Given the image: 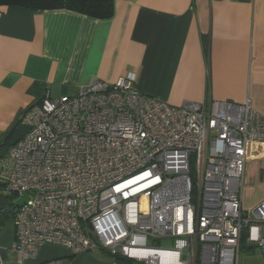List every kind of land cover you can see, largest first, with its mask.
Segmentation results:
<instances>
[{"label":"built area","instance_id":"1","mask_svg":"<svg viewBox=\"0 0 264 264\" xmlns=\"http://www.w3.org/2000/svg\"><path fill=\"white\" fill-rule=\"evenodd\" d=\"M135 81L96 80L24 112L28 131L0 158V197L28 196L14 218L13 264L47 245L137 264H239L245 232L264 254V201L248 212L242 202L264 116L250 99L175 106Z\"/></svg>","mask_w":264,"mask_h":264},{"label":"crops","instance_id":"2","mask_svg":"<svg viewBox=\"0 0 264 264\" xmlns=\"http://www.w3.org/2000/svg\"><path fill=\"white\" fill-rule=\"evenodd\" d=\"M128 74L138 92L175 106L250 99L264 116V0H115L108 20L66 9L0 7V143L13 128L11 143L28 131L21 118L44 96H75L81 86ZM262 201L264 145L255 144L243 209L253 211ZM14 238L12 220L0 232V264L14 263ZM249 246L241 244L244 264H264L261 247L257 255ZM49 247L58 249L50 257ZM59 248L47 245L26 264L59 256L65 264H119Z\"/></svg>","mask_w":264,"mask_h":264},{"label":"trees","instance_id":"3","mask_svg":"<svg viewBox=\"0 0 264 264\" xmlns=\"http://www.w3.org/2000/svg\"><path fill=\"white\" fill-rule=\"evenodd\" d=\"M114 5L115 0H0V7L19 6L34 12L66 9L98 20H108L113 17ZM15 132L16 128L11 129L0 143V158L5 157L14 144L11 141ZM19 206L13 205L10 209L0 212V231L9 219L14 220ZM245 241H247L246 235L243 234L241 244ZM109 257L119 264H132L130 260L120 256L110 255Z\"/></svg>","mask_w":264,"mask_h":264},{"label":"rangeland","instance_id":"4","mask_svg":"<svg viewBox=\"0 0 264 264\" xmlns=\"http://www.w3.org/2000/svg\"><path fill=\"white\" fill-rule=\"evenodd\" d=\"M244 186H245V184H244ZM244 186H243V189H242V198H243V190H244ZM28 199V196H25V198H20V197H14L13 199H12V202L14 203V206H19V205H21L22 203H24V201H26ZM11 223H12V219H9L8 221H7V223H6V225L1 229V231L0 232H3V230L5 229V228H7L9 225H11ZM245 235H246V232L244 233ZM157 245H160L161 247H163V248H172L173 247V244H172V242L171 241H169V240H160V241H158V243H157ZM244 245L246 246V247H250L249 246V244H248V242H247V244L246 243H244ZM59 247H61V246H59ZM255 253L257 254V255H260L261 254V249H260V247H258V246H256L255 245ZM48 249V251H47V256H52V255H50V254H52V253H54V252H56L58 249L57 248H52V247H49V248H46V250ZM66 249V248H65ZM46 250H45V252H46ZM65 251L64 250V248H59V251ZM66 251L68 252V253H70L67 249H66ZM90 254H93V255H101V256H104V257H106V258H108L110 255L109 254H107V253H104V252H102V251H95V252H91ZM247 253L245 252V250H241V252H240V254H239V262H240V264H244V258H245V256H247L246 255ZM59 257H62V258H64V256H59ZM259 262H260V260H259ZM262 262V261H261ZM132 264H137V263H132ZM260 264V263H259ZM262 264V263H261Z\"/></svg>","mask_w":264,"mask_h":264},{"label":"water","instance_id":"5","mask_svg":"<svg viewBox=\"0 0 264 264\" xmlns=\"http://www.w3.org/2000/svg\"><path fill=\"white\" fill-rule=\"evenodd\" d=\"M14 203L11 200L0 197V212L10 209Z\"/></svg>","mask_w":264,"mask_h":264}]
</instances>
